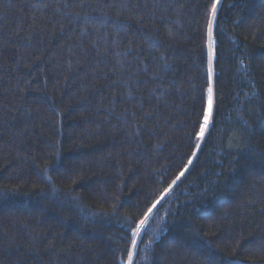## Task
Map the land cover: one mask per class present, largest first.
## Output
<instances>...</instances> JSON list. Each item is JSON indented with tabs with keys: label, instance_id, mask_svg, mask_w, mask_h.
I'll use <instances>...</instances> for the list:
<instances>
[{
	"label": "trees",
	"instance_id": "1",
	"mask_svg": "<svg viewBox=\"0 0 264 264\" xmlns=\"http://www.w3.org/2000/svg\"><path fill=\"white\" fill-rule=\"evenodd\" d=\"M214 2L0 0V264H264V0L218 4L197 150Z\"/></svg>",
	"mask_w": 264,
	"mask_h": 264
},
{
	"label": "snow or ice",
	"instance_id": "2",
	"mask_svg": "<svg viewBox=\"0 0 264 264\" xmlns=\"http://www.w3.org/2000/svg\"><path fill=\"white\" fill-rule=\"evenodd\" d=\"M220 3V0H215L214 3L211 4L210 9H209V20H208V29H209V54H208V62H209V69H208V80H209V86L207 88V100H206V106L202 109L203 112V119L202 122L199 124V130L194 132L193 135L196 137V149L199 150L200 148V142L204 139L205 133L209 128L210 121L213 117V87L211 83V78H212V59H213V51H212V39H211V31H212V26L214 21L217 18V9H218V4ZM244 127L247 131L251 132L252 128L250 125L247 124V121L244 122ZM246 149L241 146V152H245ZM197 152H193L192 156L196 157ZM192 164V160L190 159L188 161V164L185 165V170L188 169L189 165ZM184 171L180 172L179 175L176 176V178L172 181V184L169 185V189H166L165 191L167 192L170 190L176 183L181 179V177L184 175ZM50 179V178H49ZM158 203V202H157ZM156 207V204L154 203L152 207H150L145 214L144 219H142L137 226L132 229V234H131V246L133 249H137V237L141 235L142 229L145 228V225L148 223L150 219V215L153 212V209ZM149 243H152L150 240ZM195 243V242H194ZM208 264H216V259H215V253L214 251L209 248L208 252L206 253ZM131 258V254H130Z\"/></svg>",
	"mask_w": 264,
	"mask_h": 264
}]
</instances>
